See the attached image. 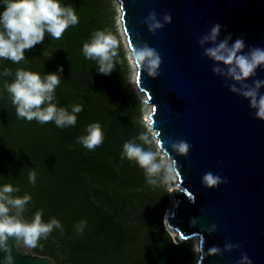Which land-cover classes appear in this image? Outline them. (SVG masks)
Instances as JSON below:
<instances>
[{"label": "trees", "instance_id": "1", "mask_svg": "<svg viewBox=\"0 0 264 264\" xmlns=\"http://www.w3.org/2000/svg\"><path fill=\"white\" fill-rule=\"evenodd\" d=\"M61 3L75 9L77 25L70 26L59 40L46 34L43 43L26 50L25 60L18 64L0 60V187L11 184L20 189L14 195L31 196L25 219L42 210L44 222L54 217L61 223L63 232L54 229L34 248L58 264H193V240L175 243L164 226L170 207L168 189L162 181L148 185L142 169L121 159L126 141L149 133L141 104L130 87L112 0ZM105 29L119 45L109 75L99 73L95 61L82 53L90 35ZM5 68L13 75L3 76ZM17 69L41 76L58 72L56 106L69 112L73 106H82L76 125L61 129L54 122L18 118L4 89L5 80L11 82ZM91 123L100 125L104 140L89 151L77 138ZM30 172L36 175L34 185L29 182ZM81 222L85 223L78 231ZM156 229L162 235L160 242L155 239Z\"/></svg>", "mask_w": 264, "mask_h": 264}, {"label": "water", "instance_id": "2", "mask_svg": "<svg viewBox=\"0 0 264 264\" xmlns=\"http://www.w3.org/2000/svg\"><path fill=\"white\" fill-rule=\"evenodd\" d=\"M116 2L128 47L147 43L162 61L160 75L152 79L133 58L135 80L150 109V127L161 133L158 147L168 161L177 162L165 228L178 242L196 238V264H237L242 253L252 264H264V120L255 117L248 100L230 92L223 78L213 74L212 61L197 43L218 23L219 39L230 33L232 41L243 37L244 51L248 46L264 49V0ZM152 10L158 19L165 12L172 17L155 35L143 23ZM253 79L264 80V68H258ZM181 139L191 145L187 156L169 147L170 141ZM209 171L227 182L205 188L201 178ZM211 225L216 227L209 233ZM155 239L162 240L159 229ZM225 243L239 247L222 255L207 254L212 246L223 250ZM11 254L13 264H56L51 256L32 250L24 255L13 248ZM3 255L0 252V259Z\"/></svg>", "mask_w": 264, "mask_h": 264}, {"label": "clouds", "instance_id": "3", "mask_svg": "<svg viewBox=\"0 0 264 264\" xmlns=\"http://www.w3.org/2000/svg\"><path fill=\"white\" fill-rule=\"evenodd\" d=\"M0 3L3 4V10L0 11V60L18 64L25 60L26 50L43 43L46 34L59 40L70 26L79 23L75 9L71 5L62 4L61 0H2ZM171 20L168 12L158 19L156 11L152 10L143 23L148 32L155 35L158 30L171 23ZM221 27L218 23L214 24L198 39L197 43L203 49L202 55L212 61L213 74L223 78L229 91L248 100L249 107L255 110V117L264 120V93L260 92L264 87V80L253 79L256 70L264 68V49L248 46V50L244 51L246 45L243 37L232 41L230 33L219 39ZM118 46V41L111 32L106 29L96 30L82 44V53L86 59L95 61L99 73L109 75L116 65ZM130 49L138 69L146 72L152 79L160 75L158 69L162 61L156 49L149 47L147 43L130 46ZM60 71L62 68H58V72ZM58 72L41 76L36 72L17 69L11 82L5 80L4 89L18 118L29 122L36 120L40 124L54 122L61 129L76 125V114L83 111L82 106H73L71 112L56 106L55 91L61 82ZM12 75L10 69H4L3 76ZM249 80L252 82L248 83ZM153 132L155 136L140 133L136 138L126 141L122 146L121 159L134 162L143 170L147 184L156 186L161 179H170L177 172V162L170 159L165 164L159 159L160 151L151 146L161 142V133L154 129ZM84 133L77 138V142L89 151L103 143L104 134L98 123L87 125ZM169 147L177 155L187 156L191 145L181 139L170 141ZM162 171L166 173L163 178ZM29 182L35 184V172L29 173ZM226 182L211 171L204 173L201 178V184L207 189L217 188ZM19 192L20 189L11 184L0 187V252L4 254L0 264H13V248L29 255V250L38 247L39 241L46 240L54 229L63 232V227L56 218L43 221L42 210L37 211L30 220L25 219L24 213L31 202V196L14 195ZM84 223L77 226L78 231H82ZM196 223L195 219L191 220L192 225ZM215 227L211 225L208 228L209 233L214 232ZM238 247V244L225 243L223 250L212 246L207 254L222 255L223 252ZM237 264L252 262L247 254L242 253Z\"/></svg>", "mask_w": 264, "mask_h": 264}, {"label": "rangeland", "instance_id": "4", "mask_svg": "<svg viewBox=\"0 0 264 264\" xmlns=\"http://www.w3.org/2000/svg\"><path fill=\"white\" fill-rule=\"evenodd\" d=\"M112 2H113V5H114V8H115V11H116V14H115L116 29L118 31V34H119V37H120V41H121V43L123 45V49L125 51V55H126V58H127V61H128V65H129L128 78H129L130 87H131L134 95L136 96V98L139 100V102L141 104V115H142V119L144 121V125L146 127V130L148 131L150 136L151 135L154 136V132L151 129V127L149 126V123H148V120H147L149 118L148 116H149V113H150V109H149L148 103L146 102L145 97L143 96L142 92L138 88L136 80H135V68L133 66V61H132V58H131V54H130V51H129V48H128V45H127V42H126V39H125V33L122 30V25H121V21H120V16H119L117 2H116V0H112ZM153 146H154V149L158 148V151H160L159 159L162 162H164L165 164H167L168 160H167L166 155L164 154V152L158 147V145L156 143H154ZM165 175H166V173H164L162 171L161 178H163ZM174 178H175L174 175H171L170 179H167V180L161 179L162 184L164 185L165 188L168 189L169 193H171V190L174 187ZM171 202L172 201H171V198H170V206H171ZM171 235H172L173 241L175 243H177L178 241L174 239L173 234H171ZM192 240H193V243H194V250H195V258H194L193 264H196V238H192ZM31 250L33 252L37 253V254H43L42 251H35L34 249H31ZM55 262H56V264L59 263V262L57 263L56 260H55Z\"/></svg>", "mask_w": 264, "mask_h": 264}, {"label": "bare ground", "instance_id": "5", "mask_svg": "<svg viewBox=\"0 0 264 264\" xmlns=\"http://www.w3.org/2000/svg\"><path fill=\"white\" fill-rule=\"evenodd\" d=\"M127 42V41H126ZM129 48V47H128ZM129 51H130V54H131V50H130V48H129ZM131 58H132V61H133V57H132V55H131ZM133 66H134V68H135V75H136V67H135V63H134V61H133ZM148 120V123H149V118L147 119ZM149 126H150V124H149ZM164 152V151H163ZM165 154V153H164ZM176 186V180H175V178H174V187ZM173 235H175L174 233H172Z\"/></svg>", "mask_w": 264, "mask_h": 264}]
</instances>
